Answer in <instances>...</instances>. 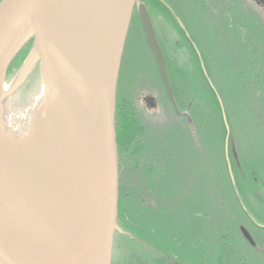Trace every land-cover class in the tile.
I'll return each mask as SVG.
<instances>
[{"label": "trees", "instance_id": "16d2710c", "mask_svg": "<svg viewBox=\"0 0 264 264\" xmlns=\"http://www.w3.org/2000/svg\"><path fill=\"white\" fill-rule=\"evenodd\" d=\"M142 1L155 15H167L171 22L173 17H178L189 34L187 38L174 20L180 35L178 41L191 56L190 60L185 57L187 70L182 68L185 79L180 76L176 85L170 80L175 104L185 115L174 114L161 83L159 101L163 102L165 98L167 118L158 128L156 137L153 132L149 135L139 129L141 121L132 107L126 105L122 115L123 139L118 131V121L115 123L118 161L124 163L123 170H119L117 223L129 235L125 237L147 247L144 251L156 258L154 264H246L256 261L259 253L245 243L241 222L246 217L243 207L248 196L262 187L259 176L264 169V24L261 17L241 0ZM185 12L191 17L188 24L184 20ZM134 30L131 25L125 49L130 45ZM198 33L207 35L210 40V43L206 42L207 46ZM213 39L215 44H212ZM213 51L220 53L224 62L222 71L230 77L227 85L221 88L217 87L214 76ZM138 66H133L136 73ZM138 73L133 79L139 76ZM207 79L222 102L229 134L235 143L236 158L230 145L227 149L234 182L227 168V131L222 111ZM184 83L190 88H184ZM124 85L126 88L127 83ZM179 88L183 90L177 91ZM226 88L228 95L223 92ZM237 116L246 123L245 135L241 137L234 131ZM127 163L132 167L130 174L125 172ZM148 164L152 165L146 167ZM144 170L146 174L142 173ZM152 185L157 186L158 191L147 196L145 192ZM135 189L141 193L134 196ZM182 217L197 225L195 242L187 254L180 249L182 239L175 232ZM156 218L158 223L154 222ZM261 235L264 238V232ZM191 237L192 234L189 235L190 243ZM127 260L126 264L147 262L145 256L139 263L131 258ZM257 264H264V260Z\"/></svg>", "mask_w": 264, "mask_h": 264}, {"label": "water", "instance_id": "95a60500", "mask_svg": "<svg viewBox=\"0 0 264 264\" xmlns=\"http://www.w3.org/2000/svg\"><path fill=\"white\" fill-rule=\"evenodd\" d=\"M84 1L109 26L110 43L105 49L53 0L0 1V106L3 98L12 95L38 63L43 89L38 104L43 112L59 106L66 122L55 121L47 153L52 159L51 145L60 143L64 129L67 139L74 132L79 138L72 161L57 169L68 175L61 192L53 191L45 180L26 170L25 163L40 166L37 152L31 153L30 161L21 163L18 153L7 147V140L0 139V264H111L114 235H124L117 224L115 92L135 5L164 91L179 114L146 6L137 0H121L114 10L102 7L99 0ZM177 22L184 31L180 21ZM185 36L188 38L187 33ZM30 40L28 59L12 87L5 91L8 66ZM200 64L206 76L201 59ZM207 82L222 111L227 131L228 173L234 182L227 158L228 145L236 158L233 139L221 100L209 79ZM241 234L249 237L243 228Z\"/></svg>", "mask_w": 264, "mask_h": 264}, {"label": "rangeland", "instance_id": "374dc122", "mask_svg": "<svg viewBox=\"0 0 264 264\" xmlns=\"http://www.w3.org/2000/svg\"><path fill=\"white\" fill-rule=\"evenodd\" d=\"M244 1L245 3L248 4V6L254 8V10L257 12V14L261 17V20L264 24V6L257 5L255 2L252 0H241ZM151 12V11H150ZM151 17L153 24L155 26V31L158 36V40L162 46L163 52L166 55L167 59V71L171 80V83L176 85V82L178 83L182 77H184L182 68L184 71L187 70V68L184 65V61H186L185 57L190 60V54L186 51H184V48L181 47V44L179 43V32L176 30L175 24L174 26H165V21L164 19L159 16L155 15V13L151 12ZM184 20L185 23L188 24L191 22V17L190 14L185 12L184 14ZM195 28V24L192 23ZM191 24V26H192ZM133 27H136V23L131 24ZM197 27V26H196ZM198 28V27H197ZM199 31V28H198ZM200 32V31H199ZM197 33V32H196ZM199 34V33H198ZM203 43L207 46V43H210L209 38L207 35L203 33L199 34ZM207 42V43H206ZM216 41L213 39V43L215 44ZM143 45V44H142ZM195 46V45H194ZM194 48V47H193ZM196 48V46H195ZM30 45H26L22 51L19 53L17 58L15 59L14 63L11 65V70L7 72L6 79H5V91H8V89L11 87V85L14 83V75L15 71L18 68H21V66L27 61L29 53H30ZM130 50L131 48L128 47ZM195 50V49H194ZM138 53L136 54L137 58V64L139 66L137 67V73L139 77L134 79L133 83H130L131 89L135 90L133 92L134 98L136 97V100L134 102V99L132 101V106L135 108L136 106V114L137 117L141 119V122L143 121L144 123L150 124V123H161L166 121V108L163 105V102L159 101L160 97L157 93V88L159 83L154 84L155 86H152V83L149 82V75L152 73L153 74V69L151 68L150 63L148 62L147 56L143 52V50L139 49V46L137 48ZM198 51V50H197ZM196 53V52H195ZM213 63H214V76L215 79L218 81L217 87L221 88L224 85H227V80L229 82L230 77L229 73L225 74L222 71V66H224V62H222V58L220 57V53L218 51H213ZM133 65V64H132ZM134 66V65H133ZM175 68L179 69L178 74H173V71ZM20 70V69H19ZM37 66H35L32 69V72L28 75V82L31 85L21 87L17 91H15L12 95L3 98L2 100V117H1V125H2V131L3 134L6 136L7 140V147L10 150H14L13 153L16 154L20 150V141L16 139V137L20 138V135L15 134L11 132L7 125H6V120L8 117H14L16 120V125L18 128H23L29 124H31L34 120V111L36 108L37 103L40 101L41 96L43 94V89L42 85L40 82V79L38 78V72L36 73ZM134 71V70H132ZM141 73L145 75L144 77H141ZM190 73V72H189ZM192 74V73H191ZM137 76V75H136ZM181 76V78H180ZM188 78V77H186ZM180 79V80H178ZM185 79V77H184ZM27 82V83H28ZM183 83V80H182ZM179 84V83H178ZM188 86L187 83L183 84V87L185 88ZM179 87V86H178ZM189 87V86H188ZM160 88V87H159ZM190 88V87H189ZM183 90V88H181ZM180 88L177 89V91L181 90ZM160 91V90H159ZM228 95V90L227 88L223 90V92ZM126 95H123L128 98L127 93L125 92ZM148 96H153L154 99H157L156 101L158 102L157 104V109H151L145 106L144 99ZM160 96H161V91H160ZM179 113L181 115H184L185 112H183L181 109L179 110ZM178 115V114H177ZM237 115V114H236ZM239 115V114H238ZM29 117V119H27ZM31 117V118H30ZM31 120V121H30ZM30 121V122H29ZM119 129H122V124H118V131ZM246 129V123L243 122V120L237 116V120L234 124V131L236 133V136H244L245 132L244 130ZM261 135V133H260ZM15 138V139H14ZM122 141V140H121ZM247 144L253 145L251 142L246 141ZM243 146H245V143H243ZM234 150H235V143H234ZM236 151V150H235ZM257 154V151L255 152V155ZM123 159L125 160L124 156ZM121 169H122V163L119 161ZM168 163V159H167ZM261 169V167H260ZM246 174V172H245ZM260 181H264V169L262 168L261 170V175L259 176ZM258 190L253 193L252 195L248 196V201H246L244 206L248 208V211L250 214H253V216L257 219L256 221H264V201L261 202L262 198L264 197V193L262 191L263 188L259 186L257 188ZM262 190V191H261ZM260 200V203L258 205H254V201ZM167 218V217H166ZM159 219L156 218L154 221L155 223H158ZM249 225L247 222L243 223L241 222V225ZM262 224V223H261ZM264 224V223H263ZM251 232V236L254 237L256 233V237L262 236L259 233H257L254 229L249 228ZM195 228H197V225L192 221L189 222V220L184 219L183 217L181 220L177 223L175 232L180 235V238L182 239L181 244H180V249L182 250L183 253L187 254V252L190 251V246L191 244L195 242ZM192 234L191 237V243L189 239V235ZM253 234V235H252ZM187 235V236H186ZM143 246V247H142ZM144 248L147 249L145 245H142L141 242L139 241H134L131 240L125 236H119L116 235L114 238L113 242V252H112V261L111 264H122L124 261L123 256L125 255L127 259H133L134 262L139 263L142 262V258L145 256V260L147 262L143 263H148V264H154L156 258L152 255L148 256L147 253L144 251ZM148 250V249H147ZM142 252V253H141ZM143 254V257H142ZM149 254V252H148ZM147 255V257H146ZM130 256V257H129ZM252 256V255H250ZM248 256V257H250ZM155 258V259H154ZM126 261V260H125ZM128 262V260L126 261ZM125 262V264H126ZM124 264V263H123ZM244 264V262L242 263ZM246 264H257V261L253 262H247Z\"/></svg>", "mask_w": 264, "mask_h": 264}, {"label": "bare ground", "instance_id": "6f19581e", "mask_svg": "<svg viewBox=\"0 0 264 264\" xmlns=\"http://www.w3.org/2000/svg\"><path fill=\"white\" fill-rule=\"evenodd\" d=\"M53 1H54V3H56L57 6H60L62 9L65 10V12L68 13V15L72 18L73 22L75 24H77V26L83 32L87 33L95 41H97L98 42L97 45L100 46L101 49H105L109 46V43H110L109 42L110 41V34L108 32L109 26L102 23V21L90 11L88 4L84 0H53ZM99 1L101 3L102 7L105 8V6H106V7L112 8L114 10H115V6L118 8L120 3H121V0H99ZM183 28H184V31L183 30L182 31L184 33H187L184 25H183ZM188 37H189V34H188ZM144 42H143L144 43L143 45L141 44L139 49L143 50V52L146 55V53H147L146 49L148 48V46H147L146 41H144ZM28 44L31 47V45H32L31 40L26 45H28ZM137 45H138V42H137ZM146 46H147V48H146ZM30 51H31V49H30ZM164 59H165V57H164ZM137 62L138 61L136 59V61H134L135 65L137 64ZM36 66H37V70H35V71H36V73L38 72V78H39V64L37 63ZM119 70H120V68H119ZM165 70H166V67H165ZM178 72H179V69L175 68L173 71V74H176V73L178 74ZM166 74H167V72H166ZM141 75H142L141 77L145 76V75H143V73H141ZM159 77H160V75H159ZM15 80H16V78H14V81ZM117 82H118V79H117ZM160 83H161V80L159 82V87H160ZM161 85H162V83H161ZM162 87H163V85H162ZM116 91H117V83H116ZM115 98H116V92H115ZM164 99H163V103L165 105ZM38 103H37L35 111H34V120L31 124H29L23 128H18V126L15 124L16 120L14 117H8L5 122H6L8 129L11 132H13V133L15 132L16 134L20 135V138L16 137V139H18L20 141V150L18 152V156L22 160L25 159L23 161L20 160L21 163L22 162L25 163V162L30 161L31 159H29V158H30V155L32 152L35 154L38 153L37 154V159H38L37 162H39L40 166H38V168H36V167H31V165H28L27 163H25L26 166L25 165L24 166H25L26 170L29 173L33 174L34 176L45 180L46 184L53 191L61 192V191H63L62 188L64 187L63 183L67 179L68 175H67L66 171H64V170L59 171V170L62 169V166L66 167L68 161H72L71 155L73 153L74 147L76 146V144L78 143V140H79L78 133L74 132L72 137L70 139H67L66 138L67 131H66V129H64V131L61 135L62 138L60 139V143L59 144L55 143V144L51 145L52 149L54 150V156L51 159V154L47 153V152H48L49 142H50L49 138L53 133L52 128L55 124V121H57L58 119H61L62 122H64L66 124L65 115H64L62 109L57 105L54 106L52 108V110H50L48 112H43V110L40 107V104H38ZM221 105H222V102H221ZM222 108H223V105H222ZM173 110H174V114L177 115V112L175 111L174 106H173ZM0 115L2 116V107L1 106H0ZM27 119H29V117ZM138 120L141 121L140 118H138ZM225 120H226V117H225ZM226 122H227V120H226ZM163 124H164V122H161V123L156 122L155 124L154 123L147 124V123H144L142 121L138 124L139 125L138 127L142 131L149 132L148 133L149 135H153V133H154L153 136L156 137L158 135V131H157L158 128L161 127ZM0 139L3 142L6 139V136L1 134V132H0ZM29 150H32V151L29 152ZM10 151L12 152V150H10ZM125 160H128V158H126ZM117 161H118V152H117ZM127 164L128 165L125 167V172L130 174L132 167L130 166L129 163H127ZM151 165L152 164H148V165H146V167H150ZM58 168H59V170H57ZM123 168H124V163L122 164V170H123ZM119 170L120 169H119V161H118V186H119V173H120ZM57 172H59L60 174H58ZM142 173L146 174V170L142 171ZM232 176H233V174H232ZM233 180H234V178H233ZM155 187H157V186L152 185L150 188L147 189L145 194L148 196L149 193H156L158 191V189ZM140 193H141V190H139V189H135V191H133L134 196L139 195ZM259 203H257L256 205H258ZM113 242H114V240H113ZM123 259L124 260L126 259V261H127V258L125 255L123 256ZM262 259H263V256L261 254H259L258 257L256 256L255 260L258 262Z\"/></svg>", "mask_w": 264, "mask_h": 264}, {"label": "flooded vegetation", "instance_id": "af4514ba", "mask_svg": "<svg viewBox=\"0 0 264 264\" xmlns=\"http://www.w3.org/2000/svg\"><path fill=\"white\" fill-rule=\"evenodd\" d=\"M137 2H143V1L142 0H137ZM254 2L256 4H258V5H260V4L261 5H264V0H255ZM146 8L148 10V14H149V17H150V20H151V24H152V27H153V30H154V33H155L156 40H157V42H158V44H159V46L161 48V51H162V53H163V55L165 57L166 72H167L168 79L170 81V77H169V74H168V71H167V59H166V55L164 54L163 49H162V46H161V44H160V42L158 40V36H157L156 31H155V26L153 24L152 17H151V12H150V10H149V8L147 6H146ZM135 13H136V17H135ZM161 17L165 21L164 22L165 23V26L170 25L172 27L177 22V20H179V18L176 17V16L173 17V20H172L173 22H171L168 19L167 15L166 16L165 15H162ZM134 22L137 25V29H136V27H134L135 30H134L131 38H130L131 41H130V45L128 47L131 48V49L130 50L129 49H125V47H124V51H123V55H122V59H121V63H120V70H119V74H118L117 91H116V98H115V123H117V121H118V124L119 123L122 124L123 110L126 109V105H130L132 107V109L135 111V114H136V106H135V108L132 106L133 99H134V102L136 100V97L134 98V95H133V92L135 90H132L131 89V86H130L131 84L130 83H133L134 82V79L133 78L137 74L135 71H132V70H133V65L135 64L134 61H136V59H137L136 58V54L138 53V51H137L138 45L140 44L139 45V47H140L141 44H144L145 43L144 42L145 41V37H144L143 31H142V26H141V23H140V20H139L137 11H136V5L133 8V14H132V17H131L130 26ZM137 42H138V45H137ZM146 48H147V46H146ZM146 51H147L146 56H147L148 62L150 63L151 68L153 69V74L151 73L149 75V78H150L149 79V82L152 83V86H155L154 84H156V83L158 84L160 82V80H161L160 77H159L158 67H157V64H156V62H155L152 54H151V51L148 48L146 49ZM17 56L15 57V59L17 58ZM15 59L13 60V62L11 63V65L14 63ZM195 71H196V69L194 67V72ZM14 78H15V75H14ZM27 80H28V78L20 86V88L22 86L23 87H25V86H29L30 87L31 86ZM124 83H127V86H126L127 89L125 88ZM161 83H162V81H161ZM128 85H129V87H128ZM156 88H157V93H158V95L160 97V91H159L160 88H159V85ZM163 91H164V89H163ZM125 92L128 95V98L127 99H126L125 96H123V95H126ZM164 93H165V91H164ZM156 100L157 99H154L153 96L146 97L144 99L145 106L148 107V108H151L153 110L154 109H157L158 108L157 107L158 102ZM115 131H116V127H115ZM119 134H120V138L123 139L122 138V136H123V130L122 129H119ZM119 169L122 170L120 164H119ZM259 183L261 184V186H262V188L264 190V181H260V179H259ZM262 192L264 193V191H262ZM243 210L245 211V215H246V217L243 220V223L247 222L249 225H244L243 224L242 228H243V230L248 235H250L249 237H246V238L243 237V239H244L245 243L250 248H252L253 250L257 251L259 254H261L263 256V259H264V252H263L264 251V238H261L260 236L259 237L258 236L256 237V233H255L254 237L251 236V232H250V230H248V227H247V226H249V228L254 229L256 232H258L261 235V233L264 232V224H263L264 221L263 222H261L260 220L259 221H256L257 219L252 214L249 213L247 206L246 207L244 206ZM258 230H260V231H258ZM248 239H250V241Z\"/></svg>", "mask_w": 264, "mask_h": 264}]
</instances>
